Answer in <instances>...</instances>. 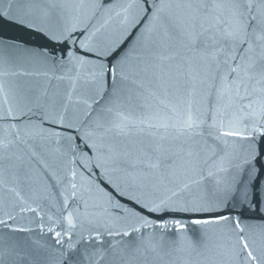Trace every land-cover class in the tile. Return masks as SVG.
I'll list each match as a JSON object with an SVG mask.
<instances>
[{
  "label": "snow or ice",
  "instance_id": "snow-or-ice-1",
  "mask_svg": "<svg viewBox=\"0 0 264 264\" xmlns=\"http://www.w3.org/2000/svg\"><path fill=\"white\" fill-rule=\"evenodd\" d=\"M262 205L264 0H0V264H264Z\"/></svg>",
  "mask_w": 264,
  "mask_h": 264
},
{
  "label": "water",
  "instance_id": "water-1",
  "mask_svg": "<svg viewBox=\"0 0 264 264\" xmlns=\"http://www.w3.org/2000/svg\"><path fill=\"white\" fill-rule=\"evenodd\" d=\"M102 22V21H101ZM117 26L116 21L110 22V25L108 26L109 31L114 29ZM4 38L10 39V40H16L19 43L26 44L30 48H40L41 46H46L48 51L51 53H54L55 56L60 57L62 56L63 50L62 45L60 44H53L50 41L45 40L44 38L40 37L37 33L29 32L25 29H21L18 27H8L5 26L3 28L2 32ZM77 35H79V32H77ZM84 37H80V39H83ZM76 46H73V50L75 51ZM53 83L55 84L56 81L53 80ZM61 87H64V84H61ZM90 200V204H91ZM264 207V205H262ZM91 210V209H90ZM32 214H28L29 217H31Z\"/></svg>",
  "mask_w": 264,
  "mask_h": 264
}]
</instances>
